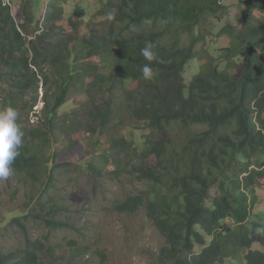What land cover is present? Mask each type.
Instances as JSON below:
<instances>
[{"label":"trees","instance_id":"1","mask_svg":"<svg viewBox=\"0 0 264 264\" xmlns=\"http://www.w3.org/2000/svg\"><path fill=\"white\" fill-rule=\"evenodd\" d=\"M69 1L50 0L35 25L39 0L33 7L31 0L21 2L20 23L10 3L0 0V85L10 89L0 108H29V93L33 107L34 94L45 90L43 118L22 126L20 155L11 165L12 176L31 185L27 214L10 222L26 234L27 220L54 217L43 193L54 183L49 166L60 153L49 162L45 151L61 133L66 147L75 148L79 142L69 136L84 130L105 134L109 149L100 159L114 167L113 174H135L147 185L116 209L131 213L145 207L165 239L162 264H264V251L252 249L256 244L264 249V204L257 194L264 189V18L218 31L229 39L220 49L227 70L209 58L185 77L209 32L203 18L215 15L213 26L221 19L220 0H108L103 7H114L112 17L89 36H79L82 3L67 13L63 6ZM149 42L158 60L151 62L154 79L145 81L140 70L149 62L140 52ZM243 53L244 69L233 76L231 61ZM129 81L137 86L126 88ZM83 84L86 104L59 117ZM133 119L147 131L139 146L118 133ZM152 159L155 163H147ZM42 250L39 240L26 238L23 248L0 250V264H40Z\"/></svg>","mask_w":264,"mask_h":264},{"label":"rangeland","instance_id":"2","mask_svg":"<svg viewBox=\"0 0 264 264\" xmlns=\"http://www.w3.org/2000/svg\"><path fill=\"white\" fill-rule=\"evenodd\" d=\"M2 1L10 3L12 14L16 22L20 23L18 10L23 0ZM35 1L38 0H31L32 7ZM49 1L39 0L37 10L35 14L33 13L35 25L42 22ZM78 1L82 3L85 11L82 18H77L82 22L79 36H89L95 33L90 32L95 29L103 30L114 11V7L104 9L103 5L108 0H72L63 6L64 11L71 12V5ZM220 4L225 8L218 11V14L221 13V19L216 25L213 26V22H216L215 15H206L202 20L211 35H208V32L199 43L195 53L197 59L186 65L185 77L197 69L198 62L202 64L211 59L219 61L215 64L219 70L223 68L227 70L228 61L221 57L220 49L229 45V39L225 35L218 36V31L227 24L239 27L243 20L246 24H255L264 18V0H220ZM28 31L32 34V26L28 27ZM186 40L185 35L184 41ZM221 61L224 63L220 66ZM231 64L234 71L230 70V74L237 76V72L244 69V53L233 59ZM125 85L128 89L137 86L134 81H129ZM0 86L1 107V98L10 89L3 84ZM85 87L83 84L79 86L80 92H77L78 89L72 91L67 103L59 110V117H70V111L74 107L80 108L86 104L88 95L81 91ZM44 91L40 90L34 94L37 95V101L33 107H30L32 95L29 93V108H15L19 113L21 126L27 127L43 118ZM128 123L133 124L124 127L123 131L118 133L136 141V145L139 146L142 140L140 138L147 131L145 128L140 129L134 119ZM176 128V125L171 127L172 134H177ZM62 134L58 135L59 141L54 144L55 147L45 151L49 162L54 152L60 153L50 162V166L48 165L53 171L54 183L43 193L44 199L48 200L46 210L54 208L52 211L56 214L54 217L47 216L44 221L40 218L27 220L26 234L22 233L19 227L10 221L27 214L25 202L31 194L28 190L31 185L17 180L12 175L7 181L0 182V250L9 253L23 248L26 238H29L39 240L43 244L40 264H162L159 253L165 245V239L151 224L145 207L131 213L116 209L118 203L128 196L140 193L147 185L138 182L135 174L123 173L118 176L113 174L114 167L100 159L103 152L109 149V145L104 143L105 134L91 135L84 130L79 133L73 132L69 136L70 139L79 142L73 149L66 147L68 141ZM92 141H95L96 146ZM95 150L98 154L93 158L91 155ZM132 158L131 162L137 161L136 157ZM147 163L152 164L155 161L147 160ZM97 169L100 174L96 172ZM257 194L259 203L264 204V189H259ZM33 208L40 209L38 206ZM252 249L264 251L260 244L253 245ZM165 264L174 262L168 261Z\"/></svg>","mask_w":264,"mask_h":264},{"label":"clouds","instance_id":"3","mask_svg":"<svg viewBox=\"0 0 264 264\" xmlns=\"http://www.w3.org/2000/svg\"><path fill=\"white\" fill-rule=\"evenodd\" d=\"M141 56L149 63L141 67V78L145 81L154 79V70L151 62L158 60L156 53L153 51L151 42L147 43L141 49ZM24 132L19 123V113L11 106L0 109V182L7 181L12 175L11 165L20 155L19 148L22 145ZM259 233L261 228H257Z\"/></svg>","mask_w":264,"mask_h":264}]
</instances>
